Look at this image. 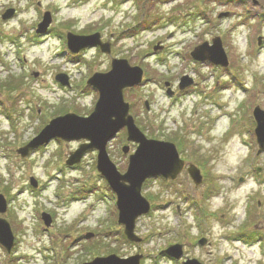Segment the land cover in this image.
<instances>
[{"label":"rangeland","instance_id":"1","mask_svg":"<svg viewBox=\"0 0 264 264\" xmlns=\"http://www.w3.org/2000/svg\"><path fill=\"white\" fill-rule=\"evenodd\" d=\"M129 2L136 15L128 19L126 13L127 22L114 24V17L105 18L118 14ZM10 4L14 6L0 7V24L12 22L29 6L38 15L26 38L23 29L0 37L19 49L15 76H6V69L0 68V116L15 138L10 142L0 132V155H13L17 165L36 164L47 180L28 175L27 182L10 193V185L18 182L10 179L5 185L0 178V193L7 199L6 213L0 218L6 219L15 239L10 253L0 246V264H27L31 259L19 252L27 224L49 236L39 250L46 264H82L109 255L125 259L141 255L140 264H154L153 258L167 264H183L187 259L202 264H264V150L259 147L254 118L256 108L264 111V76L245 77L243 56L231 42H247L252 57L264 49V0H10ZM163 7L169 14L161 12ZM61 10L63 17L58 15ZM9 11L13 13L4 18ZM74 16L82 22L68 19ZM43 25L47 28L39 33ZM239 27L243 31L230 39L229 31ZM68 35H97L99 45L75 54L68 48ZM218 38L227 67L193 59L197 47L212 46ZM115 59L143 69L142 81L124 90L136 126L155 140H177L186 161L176 180L163 177L144 183L142 195L152 209L137 220L134 233L141 242L134 243L126 239L124 226L118 223L116 196L98 171V151L88 150L74 167L67 165L70 154L85 140L58 138L27 157L18 152L49 120L66 113L90 115L99 92L87 82L95 74L110 72ZM149 60L157 67L149 65ZM260 68L264 65H257ZM62 74L67 80L64 86L55 79ZM184 77L192 83L181 91ZM73 98H78V104ZM33 122H38L35 132L29 131ZM106 150L125 174L136 152L126 129ZM192 164L202 176L199 184L187 172ZM53 184L57 206L72 221L59 227L56 207L38 203L47 198L44 194ZM25 192L36 207L27 204ZM21 199L18 220L12 205ZM214 225H219L216 231L211 230ZM250 234L257 240H248ZM171 246L182 247L180 261L162 255Z\"/></svg>","mask_w":264,"mask_h":264},{"label":"water","instance_id":"2","mask_svg":"<svg viewBox=\"0 0 264 264\" xmlns=\"http://www.w3.org/2000/svg\"><path fill=\"white\" fill-rule=\"evenodd\" d=\"M12 13L13 11L7 12L4 18H9ZM45 19L44 23L48 24L49 19ZM45 28L47 27L44 26L39 33L46 30ZM68 40L69 48L76 53L84 48L99 45L97 35H68ZM191 56L195 61H209L215 65L228 66V60L219 38L213 41L212 46H209L208 43L200 45L192 52ZM142 76L141 68L131 67L127 60L115 59L110 72L95 74L88 81V84L93 86L100 95L95 110L89 117L84 118L75 114L57 117L50 121L29 144L18 151L21 156L27 157L32 151L47 145L56 138L67 142L88 141L89 143L81 145L77 152L70 154L71 157L67 164L70 166L78 164L88 150H98V169L118 194L119 223L125 225L126 235L135 242L141 241L134 235L136 220L150 211L149 202L141 195L144 182L158 176L175 180L185 168V162L181 160L174 144L148 140L129 114L130 107L125 102L124 90L138 85L142 81ZM56 79L62 85H67L66 75H59ZM191 83L189 78H182L180 90H185ZM168 93L171 94V91L169 90ZM254 118L257 122L256 135L259 147L264 150V111L259 107L256 108ZM124 128L127 130L128 141L138 144V148L135 154L130 156L127 173L122 175L110 160L106 148L108 143ZM127 152L128 148L124 150V153ZM187 171L196 184L201 183L202 176L195 166L190 165ZM34 185L36 186V183ZM6 210L7 201L3 195H0V214L5 213ZM45 221L48 224L49 219L45 218ZM204 243L205 240L200 242V244ZM0 244L9 251L14 245L13 233L5 219H0ZM181 249L182 247L179 246L170 247L162 254L179 260L182 255ZM141 258L142 256H135L129 259H120L112 255L106 258H97L85 264H140ZM184 264L201 263L197 260H189Z\"/></svg>","mask_w":264,"mask_h":264},{"label":"clouds","instance_id":"3","mask_svg":"<svg viewBox=\"0 0 264 264\" xmlns=\"http://www.w3.org/2000/svg\"><path fill=\"white\" fill-rule=\"evenodd\" d=\"M14 6L10 4V0H0V7H9ZM21 7H24V5H21ZM64 5H61V9H63ZM216 11H219V9H216ZM161 12L165 15L169 14V9L167 7L161 8ZM128 14L127 18L130 19L131 17L136 15V8L133 6L132 3H126L123 5L122 11H120L118 14L115 13H109L105 18L114 17L113 23L119 24L121 21L126 20L125 14ZM214 14V13H213ZM38 12L34 6H29L28 11L25 13L19 14L15 20H13L10 23L0 24V37H3L6 35H12L16 32L21 31L23 29L25 31V38L27 32H30V24L34 22L37 18ZM59 16L63 17V11L58 14ZM68 19H76L78 22H82L78 16L69 17ZM66 22V21H65ZM234 24H238V20L233 21ZM254 23V22H252ZM200 31V29H197V33ZM243 31L242 27L230 30L228 35L229 38H233L237 36V33ZM251 33V28L249 29V35ZM233 47L237 48V50L241 53L243 56L242 61V71L245 74V77L249 80H251L254 76H264V68H260L257 70V65H264V49H261L258 56L252 57L248 55V46L247 42L241 43L240 39H231ZM177 51L179 49H176ZM19 49L10 46V44L4 40L0 39V68L6 69L5 75L6 76H15L16 72L19 70L17 68V52ZM24 55H27V51L25 50ZM154 59V58H153ZM149 65L152 67H157V65L154 64L153 60L147 61ZM173 71H176V69L173 67ZM251 86V85H248ZM157 95H160L158 92ZM236 96L243 98L242 93L239 91L236 92ZM89 100H92L93 97L89 96ZM73 103L78 104V98H73ZM166 107V105H165ZM232 109L229 108L228 111H231ZM0 120H4L3 116H0ZM4 127L0 129V132H3L8 140L10 142L14 141V136L9 131V125L6 120H4ZM38 125V122H33L32 126L30 127L29 131L35 132L36 127ZM211 135V133H210ZM38 166L36 164H33L32 166H28L27 162L24 164L17 165L15 161V157L11 154L8 155H0V178H2L3 183L5 185L10 184V179L12 181H17L18 183L11 184L10 185V193H15L17 188L21 184H25L27 181L25 179L28 175H36L38 176L42 181L47 180V176L45 175L44 171H38ZM254 186V182H253ZM56 190V185L53 184L52 188L49 189L48 192H46L44 195L47 197L46 199L41 198L38 203H42L44 206H54L56 207V210L58 212V220L57 225L58 227L62 224V222L71 223L72 221L68 220L67 217L63 216V212L61 209L57 206V202L52 196V192ZM24 198L27 199V204L36 207L37 204L33 202V199L28 196V193L25 192ZM23 202V200H18L12 205V211L15 212L17 219H21L22 213L20 211V204ZM51 202V203H50ZM32 207L28 209V212H31ZM23 215H27L26 213ZM219 228V225L212 226L211 230L216 231V229ZM23 244L21 245L19 252L20 254H25L28 257H31L29 261H27V264H46V261L44 260L43 256L40 253V249L47 245L49 241V236L47 234L39 233L35 230L34 224H27L24 230V235L22 237ZM259 260V256L256 258ZM154 264H167L166 261L159 259V258H153ZM6 264V262H5ZM23 264V262H22Z\"/></svg>","mask_w":264,"mask_h":264},{"label":"trees","instance_id":"4","mask_svg":"<svg viewBox=\"0 0 264 264\" xmlns=\"http://www.w3.org/2000/svg\"><path fill=\"white\" fill-rule=\"evenodd\" d=\"M177 141V140H176ZM242 237H245V236H242ZM256 236L254 234H250L248 237H246L248 240L250 239H256L255 238Z\"/></svg>","mask_w":264,"mask_h":264},{"label":"bare ground","instance_id":"5","mask_svg":"<svg viewBox=\"0 0 264 264\" xmlns=\"http://www.w3.org/2000/svg\"><path fill=\"white\" fill-rule=\"evenodd\" d=\"M93 112H94V111H93ZM93 112H92V113H93ZM222 116H224V117H225V116H227V115L224 113Z\"/></svg>","mask_w":264,"mask_h":264}]
</instances>
